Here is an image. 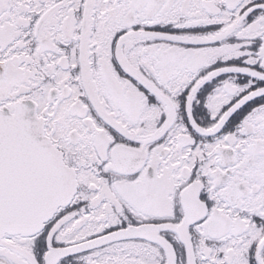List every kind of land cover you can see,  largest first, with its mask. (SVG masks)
<instances>
[{
	"label": "snow or ice",
	"instance_id": "6c2138e0",
	"mask_svg": "<svg viewBox=\"0 0 264 264\" xmlns=\"http://www.w3.org/2000/svg\"><path fill=\"white\" fill-rule=\"evenodd\" d=\"M0 264H264V0H0Z\"/></svg>",
	"mask_w": 264,
	"mask_h": 264
}]
</instances>
